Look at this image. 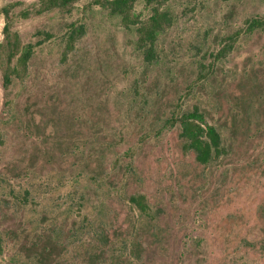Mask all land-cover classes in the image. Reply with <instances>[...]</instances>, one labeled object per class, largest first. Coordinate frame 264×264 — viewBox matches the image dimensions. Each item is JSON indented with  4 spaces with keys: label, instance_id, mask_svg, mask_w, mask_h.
<instances>
[{
    "label": "rangeland",
    "instance_id": "1",
    "mask_svg": "<svg viewBox=\"0 0 264 264\" xmlns=\"http://www.w3.org/2000/svg\"><path fill=\"white\" fill-rule=\"evenodd\" d=\"M20 1L23 42L53 36L23 80L0 78V264H264V26L243 31L264 22V0H167L149 62L92 0L28 18L17 11L33 0ZM72 21L84 33L62 61ZM193 105L225 150L206 165L166 123ZM137 193L148 215L127 201Z\"/></svg>",
    "mask_w": 264,
    "mask_h": 264
},
{
    "label": "trees",
    "instance_id": "2",
    "mask_svg": "<svg viewBox=\"0 0 264 264\" xmlns=\"http://www.w3.org/2000/svg\"><path fill=\"white\" fill-rule=\"evenodd\" d=\"M78 0H33L25 7L19 8L17 14L22 18H28L56 10L62 14L72 11ZM137 0H92L84 5L87 9L92 4L105 8L110 14L119 17L120 24L126 28L131 27L135 31L134 44L141 51L144 61L149 62L156 57L155 44L160 32L169 27L172 23V16L163 7L167 0H145L149 7V14L142 17L134 8ZM20 0L10 1L0 7L4 23L2 26V38L0 39V78L2 86L6 89L14 79L23 80L29 69L30 59L35 48L45 40L50 39L53 34L46 30H37L34 33V41L23 42L19 31L12 26L13 9L21 4ZM243 31H251L261 25L262 20L257 17H248L243 21ZM83 24L78 21L69 22L63 33L64 45L61 50L60 59L63 61L73 50L78 39L83 35ZM241 29H237L226 35L221 47L216 51L215 56L220 57L228 53L237 40ZM168 127L175 124L179 126L178 136L183 140L184 152L192 151L194 159L203 165L208 164L224 153L221 142V135L217 128L208 123L197 105L191 110L176 112L166 119ZM127 201L141 214L148 215V204L143 193L131 194ZM82 221L86 225L89 220L83 216ZM98 228H100L98 226ZM102 230V229H101ZM100 231V230H99ZM3 251V240L0 235V255ZM101 253L100 255H102Z\"/></svg>",
    "mask_w": 264,
    "mask_h": 264
}]
</instances>
